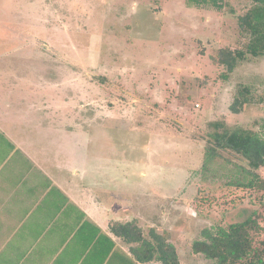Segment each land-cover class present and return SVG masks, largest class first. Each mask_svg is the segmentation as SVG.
Masks as SVG:
<instances>
[{
	"label": "rangeland",
	"instance_id": "1",
	"mask_svg": "<svg viewBox=\"0 0 264 264\" xmlns=\"http://www.w3.org/2000/svg\"><path fill=\"white\" fill-rule=\"evenodd\" d=\"M249 4L0 0V71L35 86L34 100H46L37 115L66 117L85 149L114 155L117 200L125 196L145 236L153 227L175 246L180 264H212L192 252L194 239L252 211L264 216L263 168L246 172L230 151L203 164L210 122L256 130L262 115L256 100L240 113L229 104L239 83L258 97L264 56L226 78L211 58L242 41L236 16ZM250 178L251 190L235 186Z\"/></svg>",
	"mask_w": 264,
	"mask_h": 264
},
{
	"label": "crops",
	"instance_id": "2",
	"mask_svg": "<svg viewBox=\"0 0 264 264\" xmlns=\"http://www.w3.org/2000/svg\"><path fill=\"white\" fill-rule=\"evenodd\" d=\"M15 74L0 71V264H147L122 237L114 155L85 149L66 117L37 115L46 100Z\"/></svg>",
	"mask_w": 264,
	"mask_h": 264
},
{
	"label": "trees",
	"instance_id": "3",
	"mask_svg": "<svg viewBox=\"0 0 264 264\" xmlns=\"http://www.w3.org/2000/svg\"><path fill=\"white\" fill-rule=\"evenodd\" d=\"M226 0H186L188 5L223 8ZM238 33L242 39L237 47H219L211 56L212 62L223 68L221 78H226L235 67L251 58L264 56V0H250L244 11L236 16ZM256 98V99H255ZM260 104L262 115L256 122L257 129L242 126H228L216 120L209 123L207 132L206 161L219 154V151H230L240 156L245 171L264 169V88L258 97L250 84L239 83L229 110L240 113L253 101ZM255 174H258L254 172ZM253 178L248 182H236L235 186L251 190ZM207 201V199H200ZM234 202V199H230ZM264 216L252 211L240 221H232L224 226H217L204 237L192 241L193 253L201 254L212 264H264ZM126 241L132 240L133 256L141 262L159 261L162 264H180L176 248L155 228L148 230L147 236L133 219L126 224Z\"/></svg>",
	"mask_w": 264,
	"mask_h": 264
}]
</instances>
